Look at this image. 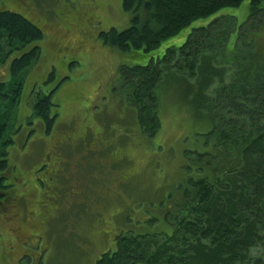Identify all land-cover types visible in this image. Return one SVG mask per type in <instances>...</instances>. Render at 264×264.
Masks as SVG:
<instances>
[{
	"label": "rangeland",
	"instance_id": "obj_1",
	"mask_svg": "<svg viewBox=\"0 0 264 264\" xmlns=\"http://www.w3.org/2000/svg\"><path fill=\"white\" fill-rule=\"evenodd\" d=\"M250 3L198 18L153 50L121 51L101 32L130 25L123 0H0V10L20 12L44 31L27 46L36 43L41 54L24 72L11 116L12 169L4 180L9 186L0 187V264H97L117 248L121 232H152L167 223V193L178 197L177 186L196 174L197 166L186 168L188 152L206 147L213 121L172 79L160 90L161 129L148 136L123 85L122 66L162 56L218 14H233L240 25ZM237 37L234 28L228 49ZM11 60L0 63V79L11 80ZM49 91L57 115L48 130L31 104L36 93Z\"/></svg>",
	"mask_w": 264,
	"mask_h": 264
},
{
	"label": "trees",
	"instance_id": "obj_2",
	"mask_svg": "<svg viewBox=\"0 0 264 264\" xmlns=\"http://www.w3.org/2000/svg\"><path fill=\"white\" fill-rule=\"evenodd\" d=\"M242 1L123 0L130 25L102 31V39L121 51L153 50L194 20ZM250 1L240 25L235 15L218 14L162 56L122 66L123 85L148 136L161 129L160 90L172 79L213 124L204 133L206 147L188 152L192 165L186 168L197 166L196 174L177 186L178 197L167 193V223L152 232H121L117 248L97 264H264V6ZM234 28L237 41L228 49ZM43 36L22 13L0 10V63L12 59L11 80L0 79V187L9 186V130L24 72L41 54L36 43L27 46ZM31 106L49 130L57 115L52 93H36Z\"/></svg>",
	"mask_w": 264,
	"mask_h": 264
}]
</instances>
